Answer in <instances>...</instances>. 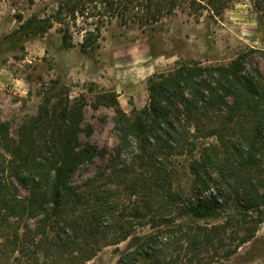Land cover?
Here are the masks:
<instances>
[{
	"label": "trees",
	"instance_id": "obj_1",
	"mask_svg": "<svg viewBox=\"0 0 264 264\" xmlns=\"http://www.w3.org/2000/svg\"><path fill=\"white\" fill-rule=\"evenodd\" d=\"M182 2L59 0L47 16H18L12 34L42 36L57 22L62 44L71 47L69 23L90 19L79 42L86 52L105 21L152 24ZM207 3L216 13L225 6ZM253 5L264 10V0ZM249 52L227 64L178 62L153 73L148 102L133 115L113 92L99 93L92 107L114 108L118 142L106 171L79 181L74 175L93 157L81 141L90 133L82 95L70 99L53 80L15 138L0 121V264H84L140 232L113 264H169L174 251L212 264L235 253L264 221V72L247 65ZM184 153L197 192L181 202L168 161Z\"/></svg>",
	"mask_w": 264,
	"mask_h": 264
},
{
	"label": "rangeland",
	"instance_id": "obj_2",
	"mask_svg": "<svg viewBox=\"0 0 264 264\" xmlns=\"http://www.w3.org/2000/svg\"><path fill=\"white\" fill-rule=\"evenodd\" d=\"M58 1L0 0V121L9 123V133L15 138L22 121L37 113L53 80L58 82L55 90L63 88L70 99L82 95L83 125L90 127V133L81 136V141L92 149L93 157L74 175L76 181L106 171L118 142L114 108L92 107L99 93L113 92L120 109L133 115L148 102V77L166 72L178 62L227 64L250 50L247 65H257L264 72V10L256 8L253 0H223L225 6L218 13L207 0H183L172 14L143 26L124 25L112 18L100 27L96 47L86 52L80 51L79 42L84 30L92 26L90 19L69 23L71 47L62 44L57 22L42 36L12 34L20 24L18 16L22 21L33 13L47 16ZM124 156L115 162L122 163ZM189 159L184 153L168 161L172 186L181 202L197 192L196 177L187 168ZM18 192L25 194L20 186ZM177 216L190 221L187 216ZM134 234L102 247L84 264H113L132 248L141 232ZM181 254L174 251L169 264H197L189 253ZM212 264H264V221L235 253L217 257Z\"/></svg>",
	"mask_w": 264,
	"mask_h": 264
}]
</instances>
